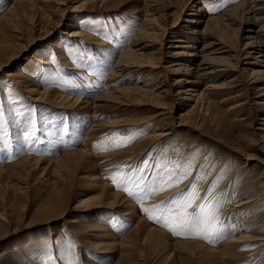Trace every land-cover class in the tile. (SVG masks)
Masks as SVG:
<instances>
[{
	"label": "rangeland",
	"instance_id": "374dc122",
	"mask_svg": "<svg viewBox=\"0 0 264 264\" xmlns=\"http://www.w3.org/2000/svg\"><path fill=\"white\" fill-rule=\"evenodd\" d=\"M163 1L174 2L170 23L181 15L184 0ZM193 1L199 3L191 17H202V30L207 19L248 0ZM144 3L37 0L27 7L19 0H0V50L6 53L1 58L16 53L33 37L29 23L34 16L41 25L36 34H43L67 6L85 9L66 12L63 27L37 40L0 71V264H207L208 248L224 253L215 252L220 258L214 257V264H264V140L257 135L264 123V95L256 96L239 85L210 94L208 105L194 106L191 101L179 105V100L170 98L166 103L175 116L194 106L186 126L145 141L140 139L161 126L156 120L147 121L153 113L149 105H93L112 88L132 84L150 88L144 68L117 79L110 75L120 52L141 26ZM198 7L201 10L195 11ZM255 29L264 33V23ZM70 30H81L86 38L70 37ZM17 31L24 39H18ZM255 36L263 49L264 34ZM190 37L195 45H202ZM12 72L20 77L8 76ZM22 84L46 96L30 97ZM57 93L71 95L78 103L58 104L53 100ZM225 97L231 98L221 102ZM112 119H119V124L93 127L95 122ZM23 158L41 162L37 167L33 163L28 168L11 166ZM117 172L126 177L125 183L113 184L110 177ZM80 200L83 206H77ZM243 200L249 201L234 206ZM209 204L221 221V232L212 240L195 231L174 235L163 226V219H149L156 215L153 206L188 205L189 213L200 215ZM103 227L109 233L105 243L128 240L127 249L95 247ZM149 229L161 232L158 246L141 244ZM240 232L261 240L232 242L233 248H228L227 240ZM186 242L198 244L195 254L200 257L174 245ZM166 243L171 247L165 248Z\"/></svg>",
	"mask_w": 264,
	"mask_h": 264
},
{
	"label": "bare ground",
	"instance_id": "6f19581e",
	"mask_svg": "<svg viewBox=\"0 0 264 264\" xmlns=\"http://www.w3.org/2000/svg\"><path fill=\"white\" fill-rule=\"evenodd\" d=\"M36 1L19 0V2L27 7L32 6ZM64 1L68 0H61V2ZM43 2H48V0H43ZM198 3L193 0H184L179 8V14L181 15H177L168 23V18L175 12V10H170L174 8V2L164 4L163 0H145V17L141 26L127 46L120 52L110 75L112 79H117L127 73L142 71L144 68L145 70H143L150 76L148 80V84L151 83L148 85L150 88L142 85L134 86L133 84L131 86L112 88L103 95L101 94L93 102L94 107L101 106L105 104L104 102H111L117 106H131L133 103L149 105L153 113L147 121L156 120L161 126L158 127L159 129L144 135L140 141L166 136L174 131L175 126H186L187 116L190 114V110L198 102H201V105L202 103L210 104L211 100L210 98L208 99L210 94L222 93L230 88L245 85L249 90L258 94L256 96L264 95V48H258L261 46V42L255 36L264 34L262 30L255 29L259 23H264V16H261L264 15V0H248L247 2H238L229 6L219 17L207 19L202 30H200L203 23L202 17L200 15H195L194 18L191 17L194 15V12H192L194 11L193 8L194 6H198ZM83 10H85L83 5L67 6L61 13V16H59V19L54 21V23L51 21L52 26H48L50 29L45 30L43 34H36L37 31L40 32L41 28L38 18H35V16L33 20L31 18L29 24L33 37L25 40L24 46H21L16 53H12L6 58L0 57V71L9 66V64L24 52L23 50H26V48L37 42V40H43L63 27L65 25L63 19L66 12H80ZM200 10L201 7H198L195 11ZM181 23L184 24L180 25ZM244 24L248 25L244 26ZM232 25H236V27L233 28ZM182 28H186L187 33H183ZM242 28L245 29L243 30L245 32L243 37L239 35ZM230 30L233 32L229 33ZM169 33L170 38L167 40L165 38ZM229 35L231 38L228 39L227 36ZM16 36L18 39H24L23 33L20 31H17ZM68 36L73 38H86V34L81 30H72ZM190 36L198 38L202 45H195L196 43L191 40L192 37ZM233 37L237 38L235 39L236 41L232 39ZM241 38L244 40H241ZM0 51H2L0 56H5L6 53L4 54L3 50ZM8 76L11 78L20 77L15 72L10 73ZM218 77H221V81H217ZM203 80L205 81L204 87L199 89L198 84ZM22 90L30 97L36 96L35 99L46 96V92L41 93L39 90L32 88L30 84L23 85ZM61 94L57 93L55 98L53 97V100L58 104L73 105L74 103H78V100L73 96ZM239 95H241V92ZM170 98L173 99V102L174 100H177V102L179 100V105H185L188 101H191L194 103V106L175 116L172 110L168 108L169 104L166 103ZM230 98L225 97L221 102L227 101ZM99 101L103 103H98ZM237 106L238 104L230 108L235 109ZM179 108L177 107L176 110L178 111ZM119 122V119L102 120L95 122L93 127L116 126ZM258 130L260 132L257 135L260 141H262L264 140V123L263 127L258 128ZM71 154L67 153L68 156H71ZM82 154L81 152L80 157H82ZM74 155L71 157H74ZM29 158H23L11 166L16 167L17 164H20L22 168H28L35 164L34 167H37L41 162V159ZM77 161L76 163H79L78 159ZM75 167L76 165H74ZM2 172L0 170V174ZM248 201L243 200L234 206L239 207ZM83 204L85 202L80 200L77 206H83ZM149 232L157 233L149 235ZM108 234L107 228L103 227L102 231L96 236L100 239L95 241L94 246L97 248L111 246H118L119 248L128 247V240V242L124 240L114 244L112 243L111 245L105 243ZM161 238L160 231L149 229L143 237L141 244L149 242L154 246H158ZM256 240H261V237L240 232L233 234L225 244L229 245L228 248H233L229 243H242V241L253 242ZM186 243L174 245L190 251L194 257H200L201 254H195L198 249V244L195 246L192 243L191 245ZM169 246V243L164 245L165 248ZM207 251L209 254L205 258L209 264L216 263L214 257H219V255L217 256L215 252H221L220 254L224 255L222 249L214 250L208 248ZM182 252L185 251L183 250ZM211 258L212 260H210ZM196 260L198 259L196 258Z\"/></svg>",
	"mask_w": 264,
	"mask_h": 264
},
{
	"label": "snow or ice",
	"instance_id": "6c2138e0",
	"mask_svg": "<svg viewBox=\"0 0 264 264\" xmlns=\"http://www.w3.org/2000/svg\"><path fill=\"white\" fill-rule=\"evenodd\" d=\"M209 7V5H205ZM114 185H120L126 182V177L117 172L110 177ZM177 183L179 181H176ZM124 191H130L124 188ZM187 191V190H186ZM183 195V193L181 194ZM174 203V201H173ZM188 205H183L180 209H168L163 206H153V211L156 213L155 217L149 215V219H157L160 222L163 219V226L168 228L174 235H180L183 232L195 231L203 234L204 239L212 240L217 238L221 232V221L219 219L218 211L212 210V205L207 206V211L202 212L200 215L189 213ZM218 208V206H217ZM148 213V209H142Z\"/></svg>",
	"mask_w": 264,
	"mask_h": 264
}]
</instances>
